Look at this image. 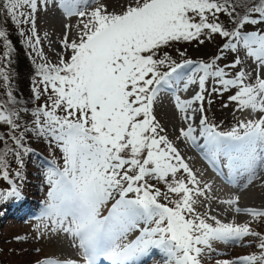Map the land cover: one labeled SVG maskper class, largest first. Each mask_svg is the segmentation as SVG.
<instances>
[{"label":"snow or ice","instance_id":"obj_1","mask_svg":"<svg viewBox=\"0 0 264 264\" xmlns=\"http://www.w3.org/2000/svg\"><path fill=\"white\" fill-rule=\"evenodd\" d=\"M81 2H60L67 16L81 18L80 33L70 39L72 26H66L63 51L53 64L36 47L41 43L36 14L48 0H0V16H7L18 29L31 26L28 46L45 61L36 65L39 79L33 81V98L45 101L31 111L32 127L19 131L20 114L11 90L7 100L0 101V125L11 130L8 138L14 144L9 147L0 136V180L9 185L0 189V203L20 198L8 157L23 167L22 157L32 151L25 146V134L34 132L62 154V164L48 162L49 190L40 219L49 221L46 231L71 237L72 247L81 253L80 260L45 257L36 264H98L101 257L111 264H133L153 249L165 257L164 264H203L215 242L239 244L249 236L259 240L258 255L216 264H264V235L248 223H224L211 215L210 208L198 210L212 199V185L198 178L154 113L161 93L170 91L187 125L179 129L177 140L196 144L198 134L213 161L224 157L230 174L246 176L245 188L258 178V170H264V29L243 30L264 24V0H127L119 12L109 11L101 0H92L97 6L91 12L79 11ZM221 14L229 18L232 29L220 22ZM217 34L227 42L208 62H178L165 51L173 44H204ZM0 40L9 49L0 60L7 59L12 49L3 29ZM241 48L256 64L254 78L241 67L238 55L223 67L218 63L226 59L223 53H239ZM6 67L0 64L5 84L10 79ZM190 86L197 88L194 96L181 99L178 92H187ZM230 91L228 99L238 111L256 113L258 118L223 131L210 123L204 105L213 103L212 94ZM190 110L200 114L198 126H193ZM220 203L264 223V210L242 209L239 197ZM137 229L140 235L134 241L122 243Z\"/></svg>","mask_w":264,"mask_h":264},{"label":"rangeland","instance_id":"obj_2","mask_svg":"<svg viewBox=\"0 0 264 264\" xmlns=\"http://www.w3.org/2000/svg\"><path fill=\"white\" fill-rule=\"evenodd\" d=\"M111 1L115 3L108 5L107 6L108 10L116 11V12L121 11L122 10L121 5L127 3V0H108L106 3H109ZM51 7L53 8V10L56 11L58 19L59 18H64L68 20L70 19V17L66 15L64 9L60 7V3L58 2L54 3L53 5H51ZM116 7L118 8L116 9ZM92 10L93 9H89L87 12H91ZM80 20L81 18L76 17L75 19V26L77 25L76 27H78ZM220 22L223 23L225 26L230 25L231 23L229 18L223 14L220 15ZM63 26H64L63 33L62 32L61 33L64 36L66 32H69V29L66 27V25ZM37 28L38 26H37V14H36V32L38 35ZM0 29L6 31L8 40L10 34L16 32L20 33V31L22 30L25 34L22 36L21 40L24 41L27 45H28L27 42L32 35L30 30L31 29L30 25H22L21 28L18 29L11 23L9 19L6 18H3V20L0 21ZM261 29H264V24L248 25L245 27L243 31L246 33L252 30L260 31ZM70 35L71 32L69 33V38ZM39 38L41 43L36 46L37 50L43 52L44 57L48 63H53V64L57 63L60 58L59 53L53 54L50 51H48V49L44 48L43 46L42 38L41 37ZM58 39L59 38H55V37L50 39L53 48H55V45H57L56 42L59 41ZM59 43L60 45H57L58 48L57 50H59V52H62L63 49L61 47V42L59 41ZM223 44H224V40L222 39V37H220L217 34L214 35L211 40L206 39L204 44H200L197 41H192L191 43L173 44L171 48H167L165 49V51L169 52V54H171L178 62L183 61V59H190V58H193L194 60L197 61L203 60L204 62H208L214 56L221 54L220 46H223ZM61 49L62 51H60ZM177 49L184 51L186 53V56L183 58L180 57L179 53L177 52ZM8 51L9 49L5 48L3 41L0 40V58H2L4 56V53ZM223 55L226 57V59L220 60L218 62L220 66L223 67L225 64L231 63L232 61H234V59L237 58L238 55L242 61L241 67H243L246 72H249L254 78L255 72L253 70L256 68V64L253 62L251 58H248L246 56L245 50L241 48L239 53L225 52L223 53ZM30 56H31L30 57L31 61H36V65L45 62L42 61L40 57L35 52H33L32 49ZM0 64H7L5 71L10 77L7 84H5L2 81V79H0V101H4V98H7V91L11 90L13 92V89H15L17 77L15 78L16 75L9 72L10 71L9 57L7 59L0 60ZM233 71H239V68L235 70H229L230 74ZM261 75L262 77H264V72H261ZM38 79L39 78L36 76L35 80ZM211 86H212V82L209 81V87ZM194 94L195 93L193 92V94L190 96L189 99H191L194 96ZM231 94H233L231 91L225 93L222 96L217 94H212L210 96V99L213 101V103L209 105L207 102H205L204 105L206 109L205 115L208 117L210 123L218 125L219 129L223 131L231 130V128L236 126L239 121L245 120V116L246 117L248 116L247 119L258 118V114L256 113H250L248 111H238L237 105L229 101L228 99V97ZM44 101H45V97H41L39 101H36V107H38L40 104H43ZM225 104H227L228 106L224 107ZM193 107L196 106L193 105ZM155 108L157 110L156 118L166 130L164 134L168 135V137L171 140H173L176 143L177 147H179L181 150H185L186 148H188V152H189L188 157L190 158L189 166L193 169L194 172L197 173L198 178L201 179L202 182L207 183L208 181V184L212 185V191L210 196L213 195V193H215L216 188L213 186L212 181L209 178V175L203 171L205 170V168L202 167L201 165L198 166L195 159L192 158L196 156V152L189 146L191 142H183L175 139L179 134V129L183 126L184 128L187 127L185 122L182 121L181 115L180 117L172 116L173 118L172 119L170 116L164 114L165 112L160 109L159 105H156ZM18 112L20 114V119H22L23 117L21 116L20 111ZM158 113L160 116L158 115ZM192 114L195 116V121H198L199 124L200 114L198 112L196 113L192 112ZM166 118H168V121L166 120ZM167 123H169L170 126L171 125L175 126L174 128H172L175 132L174 134L171 133L170 127L167 126ZM0 127L2 131L5 132L8 131V127L6 125H0ZM29 127H32V124L29 125ZM22 130L23 129L20 128L19 131ZM25 135H26V139L24 141L25 146L30 148L32 151L22 157L23 159L26 158V162L25 164H23V167L17 164L12 156L8 157L10 161L11 179L18 186L21 193L19 199L13 198L14 201L12 202V204H14L15 202L21 203V205L19 206H21L22 209L20 211H16V213L13 214L7 213L9 210V202L10 200L12 201V199L8 200L7 202L0 203V254L2 255V256L0 255V264H35L36 261L43 259L45 257H60V258L65 257L61 255L58 256L54 252V247L56 249L59 244L57 238L59 233H53L50 230L46 231L44 228V224L49 223V221L47 220L42 221L40 219L41 213L45 207V202L47 200V192L49 190V186L46 183V178H45V173L48 167H50V164L48 162L55 160L57 163L62 164V154L59 151V149L55 147V145H50L43 138H38L34 132H28ZM198 140L201 142L200 137L198 138ZM203 145H205V143H203ZM12 146L14 147V144H12ZM16 172H19L20 175L17 176ZM199 175L201 177H199ZM253 181H256L255 184L250 189L246 190L245 193L238 191V194L243 195V199H241L242 201L239 203V205L251 204L252 206L255 207H264V194L260 190V188L264 187V176L258 175V178ZM151 183L156 184L157 187H160L162 191L165 190L163 184H158L156 181H151ZM8 188L9 185L7 184V182L0 180V189H8ZM129 195L130 197L134 196V194H129ZM34 207H36L35 213H33ZM209 208L211 209V215L220 218L219 216L221 215V213H224V209L228 208V206L223 205L220 202H217L214 198H212L208 201H204V203L198 207V210L203 213L207 211ZM105 211L106 210H104V212ZM227 211L228 213H232L235 216L231 219L230 218L227 219L225 223H232L233 221H235L237 224H243L240 222V220L242 218H245L246 216L245 214H239L237 216V214L232 212L229 208L227 209ZM34 214L35 216H33ZM239 216L242 218H239ZM252 224L255 225L253 227L251 226L252 229L262 235L264 232V223L254 222ZM262 226L263 229H261ZM139 235H140V230L139 229L134 230L127 235L126 239H124L122 243L125 244L130 243L134 241ZM17 237H24L25 239L17 240ZM69 239H70V244L72 246L71 237H69ZM253 239L259 241L256 237L249 236L246 237L239 244L225 245L222 243L221 247L217 249L219 251L215 252L212 255L211 254L209 255L208 261H204V257H203V264H216L217 260H224V259L233 260L245 255H252V254L258 255L260 253L258 245L256 246L258 250L255 249L254 251H250L251 249L250 246H253ZM37 249H39L40 251H37ZM152 251L154 252H151L149 256L142 257L139 260L133 262V264H164L165 257L156 249H153ZM209 253H207L205 256H207ZM104 260L106 259L101 257L98 260V263L101 264V261ZM109 263L111 262L109 261Z\"/></svg>","mask_w":264,"mask_h":264},{"label":"bare ground","instance_id":"obj_3","mask_svg":"<svg viewBox=\"0 0 264 264\" xmlns=\"http://www.w3.org/2000/svg\"><path fill=\"white\" fill-rule=\"evenodd\" d=\"M50 1H52V0H50ZM107 1L108 0H101V2L102 3H105V5H107V6L108 5H111L112 3H115L113 1H111L109 3H106ZM89 6H90V4H87V3L82 2V3H80L78 5V10L79 11H82L84 8H87ZM117 8L118 7H116V9ZM76 17H78V16H72V17H70L69 20L68 19H64V18H59L58 19L57 13H56L55 10H53L52 7L49 8V6L40 5V10L37 13V26H38L37 30H38V36L42 38V43H43L44 48L48 49V51H50L53 54H56V53H59L60 54L61 53V52H59V50H57L58 49L57 48V45H60L59 41L60 42L62 41V38H63L62 33H63V28H64L63 25H66L67 26V23H68V25H71L72 26L71 27V30H70V32H71V35H70L71 37L70 38L71 39H77L78 37L75 36L76 35L75 32H77V34H79L80 33V29L79 28H76L77 25L75 26V19H76ZM53 37L59 38L58 39L59 41L56 42L57 45H55V48H53L52 43L50 42V39L53 38ZM60 51H62V49ZM180 87L182 88L183 85L181 84ZM196 91H197L196 86H190V88H189V90L187 92L179 91L178 94L181 96V99L188 100L190 98V96L193 94V92L195 93ZM156 105H159L160 109L165 112L164 114H166L167 116H170L171 118H172V116L180 117V115H181V113H179L176 110V108H175V100H174V97L172 96V94H171L170 91L169 92L161 93L160 98H159V100H158V102H157ZM160 109H159V111H160ZM156 112H157V110L155 108L154 109L155 116H157L156 115ZM158 115H159V113H158ZM188 115H190V116L193 115L191 110L189 111ZM247 117L245 116V120H248ZM166 120L168 121V118H166ZM182 121H184V120L182 119ZM230 121H231V119H230ZM191 122L193 123V126H198V121H195L194 120V121H191ZM167 126L170 127L171 133L174 134L175 132H174V130L172 128H174L175 126L174 125H171L172 126L171 127L169 125V123H167ZM200 143L201 142L197 140L196 141V144H192V143H190V144L193 147L197 148V146H199ZM179 150H180L181 154L184 156L186 162L189 164L190 161L188 159V152H187L188 151V148H186L185 150H181L179 148ZM203 183H205V182H203ZM207 183H208V181H207ZM260 190L264 194V187L263 188H260ZM211 196L217 202H220L221 200H224V199H229V198H233L234 197L233 194L230 191H228L223 186H217L216 187V190H215V193H213V195H211ZM241 201L242 200L239 197V203ZM213 202H215V201H213ZM251 207H255V206H252L251 204L250 205H242L241 208L242 209H247V208H251ZM227 209L228 208H225L224 209V213H221V215L219 216L220 218H218V219H220L224 223L226 222L227 219H229V218L231 219V218H233L235 216L232 213H228ZM259 210H264V207H260ZM16 211H18V210H16ZM103 214L106 215L107 212L105 211V212H103ZM241 214H243V213H241ZM240 222L243 223V224L248 223L250 225L252 223H254V221H252V218L251 217L241 219ZM57 238H58L59 244H58V247L56 249L54 247V252L56 253V255H58V256L61 255V256H65V257H69V258L78 259L75 256H78L79 254L71 246L70 241H69V236H67L66 234L60 232L58 234ZM51 256H53V255H51ZM81 264H83V263H81Z\"/></svg>","mask_w":264,"mask_h":264},{"label":"trees","instance_id":"obj_4","mask_svg":"<svg viewBox=\"0 0 264 264\" xmlns=\"http://www.w3.org/2000/svg\"><path fill=\"white\" fill-rule=\"evenodd\" d=\"M238 11L241 10L238 9ZM3 18L8 19L7 16H0V21H2ZM226 27L232 29L233 25L232 23H230V25H227ZM21 38L22 36L18 32L9 35V41L11 43V49H12L9 55V63H10L9 72L15 74L16 75L15 78L17 77L15 89H13V95L17 101L15 110L20 111L21 116L23 117L22 119L19 120L21 129H23L25 125L29 127V125L32 124L31 111L36 108V100H34L32 93L33 81L36 78V67H35L36 61L35 63L31 61L30 59L31 49L24 41L21 40ZM222 39L224 40V43L227 42L225 38ZM220 48H222V46H220ZM190 60L197 61L194 60L193 58H190ZM200 62H204V61L200 60ZM6 100L7 98H4V101ZM21 109H24L26 111H21ZM10 131L11 130L9 128L7 132L2 131L0 127V136L5 137L9 147H13L12 146L13 142L11 141V139L8 138V134ZM2 147H3V143L0 142V148ZM25 162H26V158L23 159V164H25ZM7 213H11V214L16 213L15 206L12 205L11 200L9 202V210ZM220 244H221L220 242L214 243L213 247H215V250L218 249L217 246H220ZM258 244L259 241L253 239V246L250 247L251 248L250 251H254L255 249H257L256 246Z\"/></svg>","mask_w":264,"mask_h":264}]
</instances>
